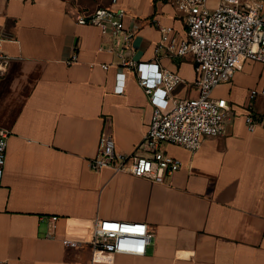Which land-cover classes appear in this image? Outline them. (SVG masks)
<instances>
[{"label": "crops", "instance_id": "crops-1", "mask_svg": "<svg viewBox=\"0 0 264 264\" xmlns=\"http://www.w3.org/2000/svg\"><path fill=\"white\" fill-rule=\"evenodd\" d=\"M99 6L125 7V25L134 31L128 54L138 61L155 59L160 25L185 34L167 0H0V52L9 59L0 73V129L7 131L0 261L264 264V94L249 97L264 85V63L248 61L213 89L214 97H226L236 108L222 133L196 149L163 144L181 160L164 182L109 166L93 169L90 159L104 130L130 153L152 112L135 72L104 46L100 27L77 21ZM74 50L78 59L69 64ZM160 62L182 77L172 97L198 94L191 55ZM119 84L123 92L116 90ZM249 106L257 121L253 130L245 120ZM100 218L148 222L154 239L147 252L94 261L88 240ZM64 237L81 243L67 246Z\"/></svg>", "mask_w": 264, "mask_h": 264}, {"label": "built area", "instance_id": "built-area-1", "mask_svg": "<svg viewBox=\"0 0 264 264\" xmlns=\"http://www.w3.org/2000/svg\"><path fill=\"white\" fill-rule=\"evenodd\" d=\"M167 1L182 19L185 34L179 35L172 25H160L161 39L155 45V59L151 61H138L128 54L134 31L125 25V7L99 6L77 17L79 23L100 27L104 46L118 56L122 67L135 72L152 104L148 129L135 150L121 151L116 147L113 134L104 130L97 153L90 159L93 169L109 166L115 171H129L164 182L181 167V160L165 151L163 144L196 149L206 137L222 133L236 108L226 97H214L213 89L229 82L248 61L264 63V0H218L215 5L209 0ZM188 54L193 57L198 94L172 97V90L182 77L178 71L163 66L160 60L163 56ZM77 59L78 53L74 50L66 62L70 64ZM8 61V56L0 52V73L4 72ZM103 66L107 67L108 63ZM116 90L123 92L124 86L119 84ZM259 92L264 94V85L260 91L253 89L249 97L254 98ZM250 108L245 120L253 130L257 121ZM139 149H145V153H139ZM6 155L7 131L0 129V173ZM51 220L56 226L57 216L53 215ZM92 227L88 243L94 261H110L119 253L144 255L154 239V232L146 221L100 218ZM63 241L67 246L81 243L80 239L71 237H64ZM0 264L6 263L0 261Z\"/></svg>", "mask_w": 264, "mask_h": 264}]
</instances>
